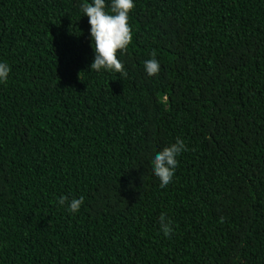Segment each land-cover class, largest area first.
<instances>
[{
    "label": "trees",
    "instance_id": "obj_1",
    "mask_svg": "<svg viewBox=\"0 0 264 264\" xmlns=\"http://www.w3.org/2000/svg\"><path fill=\"white\" fill-rule=\"evenodd\" d=\"M84 2L0 0V264H264V0H135L122 73Z\"/></svg>",
    "mask_w": 264,
    "mask_h": 264
},
{
    "label": "clouds",
    "instance_id": "obj_2",
    "mask_svg": "<svg viewBox=\"0 0 264 264\" xmlns=\"http://www.w3.org/2000/svg\"><path fill=\"white\" fill-rule=\"evenodd\" d=\"M135 7V0H91L80 5L83 16L88 17L90 25L89 35L94 49V60L90 65V71H115L122 73L124 65L118 59L117 53L127 49L132 41V31L129 24V15ZM160 71L158 60L153 58L144 61V72L149 77L155 76ZM11 72L10 66L0 61V83L7 81ZM185 149L182 140L177 139L175 143L156 151L151 158L152 172L158 178L161 187L169 185L172 181L176 167L177 157ZM61 205L67 204L72 213L80 210L84 203L83 196L68 201L62 197ZM161 231L165 236L171 234L170 224L161 216Z\"/></svg>",
    "mask_w": 264,
    "mask_h": 264
}]
</instances>
